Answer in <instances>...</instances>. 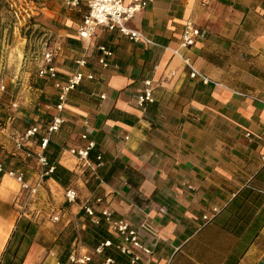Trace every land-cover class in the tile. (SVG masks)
I'll return each mask as SVG.
<instances>
[{
  "label": "crops",
  "instance_id": "obj_1",
  "mask_svg": "<svg viewBox=\"0 0 264 264\" xmlns=\"http://www.w3.org/2000/svg\"><path fill=\"white\" fill-rule=\"evenodd\" d=\"M74 15L60 31L73 52L58 60L61 77L86 56L100 78L70 95L65 115L79 124L93 121L90 140L97 148L91 157L103 153L104 165L96 174L69 154L85 142L68 123L47 151L61 181L42 182L40 168L15 150L14 140L52 119L57 93L50 83L36 89L39 108L25 103L13 110L3 102L8 119L0 132V156L7 154V167L25 171L30 184H40L34 201L43 197L41 204L52 206L54 217L61 209L67 214L63 223L48 222L38 234L37 226L24 223L26 214L14 211L0 264H54L64 253L63 231L81 220L86 199L94 203L98 197L105 198L98 212L110 208L140 231L154 250L151 264H264V0H153L128 27L159 46L138 45L101 28L84 42L77 29L86 14ZM188 20L201 29L202 40L182 49ZM100 46L114 52L120 71L98 65ZM183 58L211 84L192 79ZM144 80H153L156 102L141 108L136 98ZM2 184L1 209L15 201L9 191L1 192ZM71 188L79 193L75 205L65 203ZM214 208L220 212L206 223ZM1 209L0 225L10 223ZM43 229H49L44 240Z\"/></svg>",
  "mask_w": 264,
  "mask_h": 264
},
{
  "label": "built area",
  "instance_id": "obj_2",
  "mask_svg": "<svg viewBox=\"0 0 264 264\" xmlns=\"http://www.w3.org/2000/svg\"><path fill=\"white\" fill-rule=\"evenodd\" d=\"M152 2L153 0H133L132 3L127 4L126 0H66L67 6L71 9H77L82 4L87 7L83 22L77 29L79 39L84 42L90 43L94 31L97 28H101L110 33H118L138 45L142 41H146L149 45L159 46L148 40L142 33L128 27V23ZM201 40V29L193 21L188 20L184 25L180 47L182 49H190L195 47ZM98 52L100 54L98 65L103 70L120 71V66L114 63L115 54L112 50L106 46H100ZM72 54V50L66 48L64 42H58L52 49H47L43 52L37 75L40 80L52 84L57 93L56 114L50 122H39L17 135L14 140L15 150L23 153L26 161H33L40 168L42 182L46 178L51 177L56 170V166L50 164L47 156L48 146L53 137L62 132L63 127L68 123L75 125V133H77L81 142H85L84 145L78 144L71 147L68 151L69 154L77 159L84 168H88L96 174L98 169L104 165V155L101 152L97 154L95 161L91 159L92 153L97 148L96 143L90 140L93 121L87 119L83 124H79L76 119L68 118L65 115V108L70 95L81 87L85 81H95L100 78L98 72L90 68L89 60L86 56L75 59L76 70L62 78L63 74L60 72L62 63L60 64L58 60L59 58L72 57ZM174 54L181 57L178 51H175ZM183 60L191 70L192 79H198L206 86L211 84L207 77L195 69L190 59L183 58ZM143 85L144 88L138 93L136 98L141 108L156 102L153 80H144ZM5 90V86H0L2 94ZM101 99L104 100L105 96H102ZM11 109H19L18 103H12ZM246 136L248 139L252 137L251 133H247ZM262 161L264 162V156H262ZM0 177H9L15 180L20 186L22 198L32 200L40 192V184L36 186L30 184L26 180L25 171L13 167L7 168L2 158H0ZM78 201L79 193L77 190L71 188L66 191V204L75 205ZM104 203V197L96 198L94 203H92V199H86L81 207V212L90 219L92 225L105 226L111 239L102 241L94 252L86 248L80 240H76L66 262L62 263L57 260L54 264H151L154 250L143 241L140 231L134 228L127 220L115 218L114 212L110 208H105L98 212L96 205L100 206ZM219 212L218 208H214L212 210L213 214L206 215L204 221L206 223L213 222ZM66 214V211L61 209L59 214L53 218V221H61Z\"/></svg>",
  "mask_w": 264,
  "mask_h": 264
},
{
  "label": "rangeland",
  "instance_id": "obj_3",
  "mask_svg": "<svg viewBox=\"0 0 264 264\" xmlns=\"http://www.w3.org/2000/svg\"><path fill=\"white\" fill-rule=\"evenodd\" d=\"M86 13L85 4L77 9H71L67 6L66 0H0V86L6 87L3 94L0 92L1 103L5 102L9 106L16 102L20 109L25 103H31L33 108H39L41 95L37 90L50 86L49 83L46 85L47 82L40 80L37 75L42 54L63 41L64 36L60 35V31L67 29L66 19L74 14L81 18V15L84 16ZM2 109H5V106H0V121L5 124L4 120L8 119V115L5 117L4 112H1ZM6 156L8 155L0 156V158L7 162ZM2 187L15 198L13 203L3 206V209L0 208L7 214L10 223L15 220L14 211L16 210L28 216L24 219L37 226L38 234L40 227L45 228L48 222L63 223L53 221L56 212L52 214V206L41 204V201H44L43 197L37 201L24 197L21 199L20 186L15 180L6 177ZM15 204L18 205L17 209L14 208ZM38 212L40 217L37 218ZM77 226L78 224L71 229L69 225L62 234L68 236L69 231L72 232L74 229L78 231ZM48 230L41 231L42 240L47 238L43 233Z\"/></svg>",
  "mask_w": 264,
  "mask_h": 264
},
{
  "label": "trees",
  "instance_id": "obj_4",
  "mask_svg": "<svg viewBox=\"0 0 264 264\" xmlns=\"http://www.w3.org/2000/svg\"><path fill=\"white\" fill-rule=\"evenodd\" d=\"M48 121L50 122L51 120H48ZM3 128H4V124L0 121V130ZM50 144H51V142H50ZM50 144L48 146V149L50 147ZM0 148H1V146H0ZM1 151L2 150L0 149V152ZM91 159H92V157H91ZM49 161H50V159H49ZM92 161H95V160H92ZM50 164L54 165L53 163H51V161H50ZM6 167H7V164H6ZM51 177H53L58 182L61 181L59 176L57 175V166H56L55 172L53 173V175ZM79 217H81V220H79L77 223L78 224V226H77L78 231L75 229L72 232L69 231L70 232V233L68 232L69 237L65 234V236L62 238V240H60V244L64 247V253L62 254V256L59 257V260L62 263L66 262L69 254L72 250L73 244L76 242V240H80L81 243L85 247L89 248V250L91 252H94V250L97 248V246L102 241H105L107 239H111V236L108 234L105 226H103V225H101V226L92 225V223L90 222V219L85 217L83 212H80ZM24 223L31 225V223L30 222L27 223L26 220L24 221ZM24 228L28 229V225H24ZM72 228H73V226H71V229ZM87 232H90V233L87 234ZM92 236H94V238H92ZM16 258H17V256H16ZM21 261H23V259H21Z\"/></svg>",
  "mask_w": 264,
  "mask_h": 264
},
{
  "label": "bare ground",
  "instance_id": "obj_5",
  "mask_svg": "<svg viewBox=\"0 0 264 264\" xmlns=\"http://www.w3.org/2000/svg\"><path fill=\"white\" fill-rule=\"evenodd\" d=\"M1 192H5V189L2 187ZM12 229V224L8 223L5 225H0V252L3 250L4 245L6 244L10 231Z\"/></svg>",
  "mask_w": 264,
  "mask_h": 264
}]
</instances>
